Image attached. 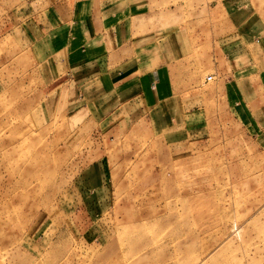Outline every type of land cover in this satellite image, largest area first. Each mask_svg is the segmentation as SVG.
I'll return each mask as SVG.
<instances>
[{"label": "rangeland", "instance_id": "obj_1", "mask_svg": "<svg viewBox=\"0 0 264 264\" xmlns=\"http://www.w3.org/2000/svg\"><path fill=\"white\" fill-rule=\"evenodd\" d=\"M31 2L0 0V264H264V154L213 82L198 137L101 123L19 47Z\"/></svg>", "mask_w": 264, "mask_h": 264}, {"label": "crops", "instance_id": "obj_2", "mask_svg": "<svg viewBox=\"0 0 264 264\" xmlns=\"http://www.w3.org/2000/svg\"><path fill=\"white\" fill-rule=\"evenodd\" d=\"M27 1L19 47L101 123L138 105L153 133L198 137L213 75L214 94L264 154V14L254 0H212L203 17L200 0Z\"/></svg>", "mask_w": 264, "mask_h": 264}, {"label": "bare ground", "instance_id": "obj_3", "mask_svg": "<svg viewBox=\"0 0 264 264\" xmlns=\"http://www.w3.org/2000/svg\"><path fill=\"white\" fill-rule=\"evenodd\" d=\"M210 77V76H209ZM212 77V76H211ZM209 79V78H208ZM212 80V79H211ZM3 211V210H2ZM6 212V211H5ZM4 241H2V243H3Z\"/></svg>", "mask_w": 264, "mask_h": 264}, {"label": "built area", "instance_id": "obj_4", "mask_svg": "<svg viewBox=\"0 0 264 264\" xmlns=\"http://www.w3.org/2000/svg\"><path fill=\"white\" fill-rule=\"evenodd\" d=\"M211 79H212V77L210 76V77H209V80H211Z\"/></svg>", "mask_w": 264, "mask_h": 264}]
</instances>
